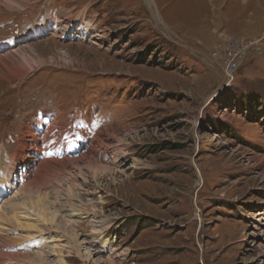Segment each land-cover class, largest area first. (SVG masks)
I'll list each match as a JSON object with an SVG mask.
<instances>
[{
    "label": "rangeland",
    "instance_id": "rangeland-1",
    "mask_svg": "<svg viewBox=\"0 0 264 264\" xmlns=\"http://www.w3.org/2000/svg\"><path fill=\"white\" fill-rule=\"evenodd\" d=\"M20 4L0 5V144H10L0 150V172L24 123L51 112L54 127L74 131L61 159L76 163L46 169L42 162L60 156L52 149L37 169L29 164L28 181L63 214L71 213L63 207L69 197L74 205L92 202L86 211L78 207L84 218H75L93 258L264 264V0ZM44 19V31L30 32ZM20 53L47 64L12 76ZM232 57H242L241 65L225 87L223 70ZM221 96L232 101L218 103ZM256 97H263L256 114L238 105L237 99ZM61 134L65 139L67 130ZM89 162L107 169L100 180L85 171ZM13 206L0 213L16 211L18 224L46 223L48 238L49 224L33 206ZM102 218L106 229L93 230L90 220ZM0 220L1 228L6 219ZM24 229L26 235L37 230ZM58 233L67 263L94 264L70 248L68 233ZM16 244V252L35 251L17 236Z\"/></svg>",
    "mask_w": 264,
    "mask_h": 264
},
{
    "label": "bare ground",
    "instance_id": "bare-ground-1",
    "mask_svg": "<svg viewBox=\"0 0 264 264\" xmlns=\"http://www.w3.org/2000/svg\"><path fill=\"white\" fill-rule=\"evenodd\" d=\"M20 1H21L20 6H22L26 4L29 0H0V5L1 3L16 4ZM46 19L48 20L47 16ZM47 22H45L44 19L43 23L41 24L43 26L38 24L37 26L34 25V27H32V29L30 30V32L38 34V32L44 31L45 28L48 26ZM66 26H68L67 28H70V25H66ZM19 55L21 56L22 62H18V65L14 66L13 69L11 68V70L10 69L8 70L12 76L14 75L17 78L23 77L24 75L29 73V71L35 66L38 67L39 65L47 64V61L43 59H39V60L33 59L34 61H27L25 53H20ZM35 115H36L35 118L32 119L33 120L32 123L34 125L25 122L24 125L19 129V133L17 137L11 139V142H15V144L10 148L12 150L10 154V160L8 162L5 171L0 172V211L8 203L10 204L12 203L14 205L13 208L15 210L17 208L16 205H25L27 203L31 207L33 206V208H35L38 211V215L44 219L43 221H46L49 224L48 229H50V231L49 230L48 231L51 233L49 234L48 238L45 237L44 233H47L46 223H42L38 227L36 225L35 227H32V225L30 224L28 225L20 224V223L18 224V222L16 221V219L18 220L16 211H15L16 214H13L12 216L11 215L6 216L3 213H0V215H3L4 219H6V223L2 224L0 228V231L2 232L0 233V239L2 240V243L0 244V263L5 262V264H69L61 257L60 254L61 250L57 245L60 237L58 232L59 230H62L66 232V234L68 233L67 238L71 241V242L69 241L70 248H72V250L77 253L82 251L83 258L92 261L94 264H114L113 260L109 258L100 259L99 256L93 258L94 253H92L84 244L86 241L81 240L78 237L79 221H77L75 217H77L78 219L81 217L84 218L85 216L80 213L79 208H81V210L83 209L84 211H86L85 207L92 206L91 201H85L84 203H82V201H78V203L74 205L72 203L73 198L69 197L67 201L63 203V207L65 208L70 205L71 213L63 214L62 211L58 212L60 209L57 210L54 207V205L46 199L45 194H43L40 191L42 188L40 189L38 183H36L34 180L29 183L28 177L33 173L31 169L35 167L37 169L38 165H40V162L47 157L48 153L52 149H57L60 152V156L58 158L56 157V161L52 163L42 162L41 164L46 169L57 170L58 167L63 168L66 164L68 165V163H70L71 164L70 167L62 169L63 171L65 169L71 168L72 165L76 163V160L72 157L61 159V155L64 152H65L64 154L68 153L66 152L67 150H64L63 148L69 147L71 145V143L69 142L68 133H72L74 131L68 130L66 128L67 125L64 126L62 125V127L61 126L54 127L53 125L54 118H52L51 112L39 111ZM58 123L60 124V118L58 119ZM34 126L37 129H32V127ZM64 128L65 130H67V136L65 139L62 138V134H61V131ZM40 131H43L42 135L37 133ZM81 138L84 139V137ZM8 145L10 144L9 143H7L6 145L0 144V150L5 149L6 146ZM30 163H31V169L28 170L30 168L29 166ZM1 166L2 163L0 162V169L2 170V168L4 167ZM85 168H86L85 171H88L92 175L93 179H96V181L101 179L102 175L100 174L107 171L106 168L100 166L99 164L91 163V162H89L85 166ZM62 171L57 175H47V176L48 177L58 176L62 173ZM109 172L112 173L111 171ZM32 190L34 191L33 196H32V192H33ZM10 194L11 196L5 199ZM64 215L68 217L67 220L64 219ZM106 223H108V221L103 218L98 219L96 221L90 220V224L92 225L93 230L96 228V230L98 231H101L103 229L105 230L106 228L104 224ZM24 228L27 229L37 228V230L32 231L30 235H26L24 233L25 232ZM53 234L54 237L52 238ZM8 235H13L14 237H10ZM16 236L23 243L28 244V242H30L31 243L30 245L32 246L35 245L34 248L35 251H33V253L31 254L21 253L20 251L16 252L17 249ZM44 243H45V247H51V250L49 252L45 249V247L43 248ZM54 253H56L55 258L49 261L50 260L49 257L50 256L53 257Z\"/></svg>",
    "mask_w": 264,
    "mask_h": 264
},
{
    "label": "built area",
    "instance_id": "built-area-1",
    "mask_svg": "<svg viewBox=\"0 0 264 264\" xmlns=\"http://www.w3.org/2000/svg\"><path fill=\"white\" fill-rule=\"evenodd\" d=\"M238 46H239L238 52H242L243 56H244L245 53H246L245 46L242 45V43H240ZM235 48H236L235 44H233L232 46L228 47V51L230 52V54L232 56L237 54L236 52H234ZM241 58H239V59H236L234 57L228 58V60H227L228 63L226 62L227 65H226L225 69L223 70V73H224V75L226 77V79H225V81H226L225 87H228L230 85V82L232 81L235 72H237V69L241 65Z\"/></svg>",
    "mask_w": 264,
    "mask_h": 264
},
{
    "label": "trees",
    "instance_id": "trees-1",
    "mask_svg": "<svg viewBox=\"0 0 264 264\" xmlns=\"http://www.w3.org/2000/svg\"><path fill=\"white\" fill-rule=\"evenodd\" d=\"M235 75H236V73H235ZM235 75H234V77H235ZM262 98L263 97H256L255 100L252 99V98H246V99L245 98H242V99H237V101L239 102L238 105L241 104L243 106V108L247 107V109L250 110V112L256 114V113H258L257 111H259V109L257 108V105H258L257 101L259 99H262ZM230 100H231L230 97H222L221 96V98L218 99V103L219 102H223V104H225L227 101H230ZM233 102H235V101L233 100ZM6 116H8V115H6Z\"/></svg>",
    "mask_w": 264,
    "mask_h": 264
}]
</instances>
